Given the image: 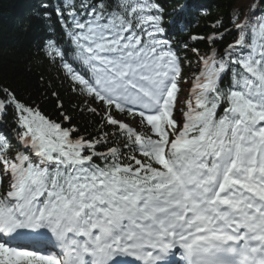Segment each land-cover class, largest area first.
Segmentation results:
<instances>
[{
  "label": "snow or ice",
  "instance_id": "1",
  "mask_svg": "<svg viewBox=\"0 0 264 264\" xmlns=\"http://www.w3.org/2000/svg\"><path fill=\"white\" fill-rule=\"evenodd\" d=\"M168 15L41 0L38 64L70 81L94 133L0 88L16 123L0 132V264H264V16L233 21L222 52L233 29L217 21L202 55L169 31L190 27L184 6Z\"/></svg>",
  "mask_w": 264,
  "mask_h": 264
},
{
  "label": "trees",
  "instance_id": "2",
  "mask_svg": "<svg viewBox=\"0 0 264 264\" xmlns=\"http://www.w3.org/2000/svg\"><path fill=\"white\" fill-rule=\"evenodd\" d=\"M41 0H0V88L14 90L24 102L35 104L51 119L59 120L58 104L63 103L64 111L74 117L75 124L82 132L94 133L90 114H80L77 106L84 107L76 93L71 91L70 81L62 79L57 69L38 64L37 46L44 36V24L37 16ZM56 0H52L55 3ZM166 12V19H175V12L184 6V15L191 19V25L180 31L178 19L170 26L176 46L182 43L197 47L200 54L209 52L207 38L216 32L212 27L217 21L232 28L224 35L220 51L236 38L233 21L243 22L248 17L264 16V0H160ZM223 31V30H221ZM192 35H202L203 41H192ZM187 59L196 61L191 47L186 50ZM43 77V79H41ZM56 93L57 95H53ZM75 109V110H74ZM95 123L98 125L99 120ZM64 126H69L65 123ZM16 128L14 114L10 111L0 119V132L14 136Z\"/></svg>",
  "mask_w": 264,
  "mask_h": 264
},
{
  "label": "rangeland",
  "instance_id": "3",
  "mask_svg": "<svg viewBox=\"0 0 264 264\" xmlns=\"http://www.w3.org/2000/svg\"><path fill=\"white\" fill-rule=\"evenodd\" d=\"M181 95H182V97L185 96L186 95V91L185 92H182ZM92 106H94V105H92Z\"/></svg>",
  "mask_w": 264,
  "mask_h": 264
}]
</instances>
